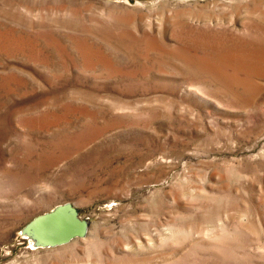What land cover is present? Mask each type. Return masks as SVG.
Listing matches in <instances>:
<instances>
[{
	"label": "rangeland",
	"instance_id": "1",
	"mask_svg": "<svg viewBox=\"0 0 264 264\" xmlns=\"http://www.w3.org/2000/svg\"><path fill=\"white\" fill-rule=\"evenodd\" d=\"M0 264H264V0H0Z\"/></svg>",
	"mask_w": 264,
	"mask_h": 264
},
{
	"label": "water",
	"instance_id": "2",
	"mask_svg": "<svg viewBox=\"0 0 264 264\" xmlns=\"http://www.w3.org/2000/svg\"><path fill=\"white\" fill-rule=\"evenodd\" d=\"M89 221L82 218L71 202L60 203L35 216L21 230L34 248L57 247L77 238H85Z\"/></svg>",
	"mask_w": 264,
	"mask_h": 264
}]
</instances>
